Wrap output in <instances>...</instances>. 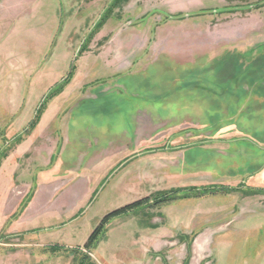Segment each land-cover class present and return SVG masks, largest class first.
I'll use <instances>...</instances> for the list:
<instances>
[{"label": "rangeland", "instance_id": "1", "mask_svg": "<svg viewBox=\"0 0 264 264\" xmlns=\"http://www.w3.org/2000/svg\"><path fill=\"white\" fill-rule=\"evenodd\" d=\"M81 262L264 264V0H0V264Z\"/></svg>", "mask_w": 264, "mask_h": 264}, {"label": "trees", "instance_id": "2", "mask_svg": "<svg viewBox=\"0 0 264 264\" xmlns=\"http://www.w3.org/2000/svg\"><path fill=\"white\" fill-rule=\"evenodd\" d=\"M98 24V23H97ZM97 26V25H96ZM94 29H95V27L92 29V31H91V33H90V36H92V32L94 31ZM71 74H72V72H70L69 74H68V76H66L65 78H63L60 82H58L55 86H54V88L52 89V91L54 92V95L55 94H57V93H61V92H63L64 91V89L66 88V86L69 84V82H70V78H71ZM51 95V94H50ZM36 120H37V117H35V119L29 124V126H28V129H26V130H29L30 128H32L34 125H35V123H36ZM27 132V131H26ZM17 138H19V136L17 137ZM142 203H136V204H134V205H132V206H129V207H127V208H123V209H121V210H119V211H117V212H114V213H112L111 215H109L105 220H104V222H105V224L109 221V220H111V218L112 217H115V216H117L118 214H124V213H126L127 212V210H129V209H131V208H134V207H137L138 205H141ZM103 222V223H104ZM103 230H104V225H101L98 229H96L94 232H93V234L91 235V237L89 238V241H88V243L86 244V247H91L92 245H94V244H97L98 243V240H99V237L102 235V232H103ZM80 264H84V262H81Z\"/></svg>", "mask_w": 264, "mask_h": 264}]
</instances>
